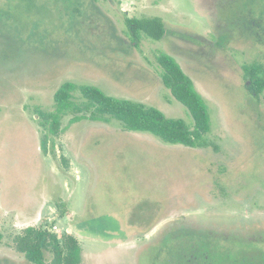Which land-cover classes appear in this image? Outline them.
<instances>
[{"label": "rangeland", "instance_id": "obj_1", "mask_svg": "<svg viewBox=\"0 0 264 264\" xmlns=\"http://www.w3.org/2000/svg\"><path fill=\"white\" fill-rule=\"evenodd\" d=\"M33 2L0 0V29L23 44L28 59L43 54L11 65L27 78L0 81V264H32L18 238L51 222L59 238H78L81 264H154L145 236L160 220L185 214L216 228L241 226L243 236L255 230L249 245L264 239V93L257 101L243 86L244 66L264 65V37L249 31L248 14L240 16L253 12L259 20L264 3L238 9L233 0H97L98 9L75 16L62 0ZM146 14L168 20L171 33L160 41L141 35L135 45L124 15ZM162 52L175 56L205 99L212 146L170 144L114 118L92 119L79 88L74 109L51 133L45 116L67 81L193 125L163 84ZM7 62L0 58V66ZM60 197L68 211L58 218ZM53 259L49 254L46 264Z\"/></svg>", "mask_w": 264, "mask_h": 264}, {"label": "trees", "instance_id": "obj_2", "mask_svg": "<svg viewBox=\"0 0 264 264\" xmlns=\"http://www.w3.org/2000/svg\"><path fill=\"white\" fill-rule=\"evenodd\" d=\"M30 1L34 5L33 0ZM62 1L68 6H74L72 14L75 16L76 14L87 15L89 9H98L97 0ZM244 14L249 15L250 13H241L240 16ZM123 20L131 41L135 45L141 35L156 41L164 40L171 33V26H173L168 20L155 14H146L141 17L124 15ZM174 27L180 28L181 26ZM6 31L4 26L2 30L0 29V58L14 60L15 63L25 60L31 63L38 55H41L31 52V59H28L27 49L10 36L9 29ZM47 34L48 32L43 33L42 37L48 38ZM217 44L221 45L220 40ZM156 60L162 69L164 86L177 101L188 109L193 125L190 126L183 118L169 117L155 106H147L143 102L107 94L95 85H77L72 81H67L55 93L56 109L45 116L50 122L51 133L59 132L63 115L74 109L73 92L79 88L87 105L94 108L91 114L92 119L109 121L114 118L119 120L126 130L149 132L170 144L192 148L212 146V142L205 137V134L211 131L212 125L209 107L197 91L194 79L185 71L175 56L162 52L156 56ZM243 69L244 88L257 101H260L264 93V65L254 62L245 65ZM55 206L57 217H64L68 211L67 201L60 197L56 200ZM191 225H186L185 228L183 226L177 232L181 241H185L188 246L179 251L175 250L176 264H264V248L260 243H257L255 254H249L246 248L251 242L239 236L237 232L227 228L212 230V226L205 230L204 226L197 223ZM53 226V222L44 227L29 226L19 236L17 246L24 253L26 260L32 264H46L47 256L52 254L53 264H81L82 246L78 238L71 233H65L59 238ZM185 236L191 239L186 240ZM203 236H207V239H203ZM238 236L240 240L237 239ZM206 244L208 246H205ZM243 246L245 249H242Z\"/></svg>", "mask_w": 264, "mask_h": 264}, {"label": "flooded vegetation", "instance_id": "obj_3", "mask_svg": "<svg viewBox=\"0 0 264 264\" xmlns=\"http://www.w3.org/2000/svg\"><path fill=\"white\" fill-rule=\"evenodd\" d=\"M233 1H234L233 3H236V5H238V9L249 8L252 2L264 3V0H233ZM245 3L246 5L244 6L243 4ZM263 7L264 5L262 4L261 5L262 13L259 10V14H260L259 17L261 18H259V20H256V18L258 19V16H257L255 19H253L252 18L253 12H249L250 13L249 15H251L250 16L251 19L247 23L249 25L248 27L249 31L252 28L256 29L257 35L260 36V40H262L264 37V14H263L264 9ZM207 12H208V15H211V12L209 9L207 10ZM201 16L203 19H206L205 15H201ZM24 62L27 63V60H25ZM14 63H15L14 60L9 59L6 65L0 66V69H2V75H0V81H5L4 82L5 84L14 83L20 78L22 79L27 78V77H22L20 75H16L15 69L11 67V65H13ZM194 218H191L189 214L183 215V217L180 219L164 218L155 225V228L153 229V234L151 236L150 235L145 236L147 238L146 242L152 245V247L150 248L151 255L150 253H148V255H149V259H152L154 264H176L175 250L179 251L180 249L182 250L183 248L188 246V244H186L185 241L182 242L180 237H178L177 235L178 230L183 228V226L185 228L186 225L192 226L191 225L192 223H198L200 225H203L205 227L204 228L205 230H208L209 226L207 223H204L201 221L199 222L197 219H194ZM220 228H224V227L221 226ZM213 229H217V228L213 227L212 230ZM230 230L233 232H237L239 236L241 235L244 239H247L249 242H252V240H256V238H258V236H256L257 232L255 230L247 231L248 236H243L246 234H245L244 228H242L241 226H239L237 229L234 228ZM259 232L264 234L263 230H259ZM263 234H261L260 236L264 237ZM239 236L237 237L238 240L241 239L239 238ZM185 238L186 240L191 239V238L189 239V237L187 236H185ZM202 238L207 239V236H203ZM257 243H260L261 246L264 248V239L261 238V239H258L257 242H254L253 245H249L246 248V251L249 252V254H255ZM205 246H208V245L206 244ZM205 246H202V247H205ZM242 249H245V246H243Z\"/></svg>", "mask_w": 264, "mask_h": 264}]
</instances>
